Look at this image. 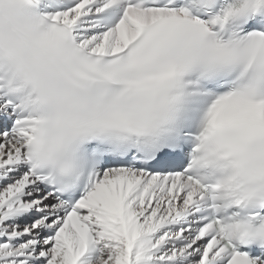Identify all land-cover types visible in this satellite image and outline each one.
I'll return each instance as SVG.
<instances>
[{"label": "snow or ice", "instance_id": "1", "mask_svg": "<svg viewBox=\"0 0 264 264\" xmlns=\"http://www.w3.org/2000/svg\"><path fill=\"white\" fill-rule=\"evenodd\" d=\"M0 264H264V0H0Z\"/></svg>", "mask_w": 264, "mask_h": 264}]
</instances>
